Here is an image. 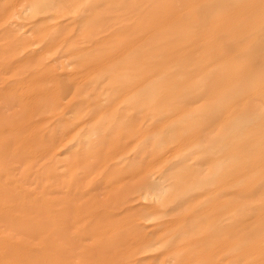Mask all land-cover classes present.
Masks as SVG:
<instances>
[{
	"label": "rangeland",
	"instance_id": "374dc122",
	"mask_svg": "<svg viewBox=\"0 0 264 264\" xmlns=\"http://www.w3.org/2000/svg\"><path fill=\"white\" fill-rule=\"evenodd\" d=\"M234 2L0 0L2 244L30 206L74 247L57 244L58 264H264V128L248 122L264 96L244 91L208 122L199 110L237 81L196 93L227 64L208 48L264 40V14ZM219 6L229 25L204 21Z\"/></svg>",
	"mask_w": 264,
	"mask_h": 264
},
{
	"label": "bare ground",
	"instance_id": "6f19581e",
	"mask_svg": "<svg viewBox=\"0 0 264 264\" xmlns=\"http://www.w3.org/2000/svg\"><path fill=\"white\" fill-rule=\"evenodd\" d=\"M184 1H187V0H184ZM256 1L257 0H236V2L232 3L228 9H235V11L237 12L249 10V11H252L256 17H259V16L262 17L264 13L263 11L259 10V7L255 3ZM158 4H160L159 6L157 5L158 7L154 6L153 9H149L148 11L149 15L151 14V16L153 17V20L155 21H157L161 17V15L163 13H166L170 8L169 4H167L166 2L158 3ZM221 7L222 6H219V8L215 7L214 9H211L210 13L208 14V16L206 17L204 21H207L209 19L220 18V19L226 20V21L225 20L222 21L223 22L222 25H229L232 19V15L228 16L224 13L222 14L223 10L219 11ZM222 15H226V16H222ZM170 18L175 19V16L174 17L170 16ZM227 22L229 24H227ZM202 28L203 26H201V29ZM226 28H229V26H227ZM240 30L241 29H239L238 32ZM202 34H200L199 36H201ZM178 38L180 41H183L182 37H178ZM228 38H231L230 43L223 41V42H219L218 44L213 45L210 49L208 48V54H212L213 52L216 51L215 54H217L219 58H221V56L225 57L226 63H227L225 65V68L223 66V69H220V71L217 72L216 75H214L213 78L215 81H214V85L212 86V88L211 86H204L202 91H197L196 93L203 96L205 101H208L210 94L215 92L217 88H220V87L226 88V86L230 82L237 81V82H234V85H238L237 86L238 89L235 91L226 90L224 95L220 96L219 98L218 97L214 98L216 100L215 103L205 105L199 110V111L205 112L207 116L206 120L208 122L214 121L215 120L214 118H216L217 114H219L220 112H224L226 110V105L234 101L236 97L244 91L253 90L255 95H258L259 97L264 96V44H263L264 40L258 39L256 42H254L255 47L254 48L250 47L249 49L248 47H246L247 43L249 42L247 39L243 38L244 39L243 41H238L237 37L236 38L228 37ZM235 49L236 51L234 53ZM227 59L229 61H227ZM258 66L261 67V69H259ZM211 76L213 75H209L208 77L207 76L205 77L210 78ZM251 77H255L256 79L255 83L253 85L252 84L245 85L244 81L247 82V80ZM244 103H247V102L244 101ZM252 105H254L252 102H250L249 104H245L246 106L245 108L247 107L248 108L244 110L242 109V111L240 112L243 118H245L246 120H248L249 118L248 116L253 113L252 110L254 109ZM230 113L232 112L230 111ZM257 116L259 117L252 118L250 116L251 119H249L248 122H251L250 120H252V122L255 123L254 125L257 127V132H261L264 128V114H259ZM9 124L12 125L13 123H10L8 121L7 122L2 121L0 123V128L7 127V125ZM248 150H252V149L246 146L245 144L244 152ZM254 164H256V162H251L248 165H246V167L247 166L250 167V165L253 166ZM235 168H240V165L236 166ZM239 171L240 170H237L236 172H239ZM253 182H254V179L249 178L248 183H251V184L250 185L248 184L247 188L250 191H253L254 189L251 187L254 184ZM256 184H257V181H256ZM6 198H9V196L7 195ZM15 208L17 209L18 207L16 206ZM23 211L26 213L27 218H24V217L22 219L19 218V223L11 224L10 225L11 228H9L7 232L6 231L4 232L5 234L4 235L5 237H3L4 243L2 244L0 242V259L2 258V261H0V264H58L57 262L63 261L64 258H66V255H64L65 253L60 249V247L57 244L60 245V242H64L66 244L67 249H73L74 247H72V245L69 244L68 240L66 239L67 237L61 236L60 234L55 232L54 231L55 229L53 228L50 229L49 223H46L40 219H37L38 217L42 218V215H43L42 208L31 210V207L28 206L25 209H23ZM13 233H15L16 235H21L20 236L21 240L19 244L11 243V238H13ZM52 238L54 239V241L51 240ZM34 242H38L42 245V248L40 251L37 252L33 249ZM19 246L22 248H26L27 252H21L20 250H18Z\"/></svg>",
	"mask_w": 264,
	"mask_h": 264
}]
</instances>
